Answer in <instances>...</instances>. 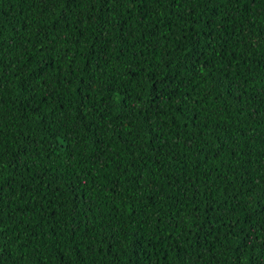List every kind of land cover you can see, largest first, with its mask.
Listing matches in <instances>:
<instances>
[{
  "label": "trees",
  "instance_id": "1",
  "mask_svg": "<svg viewBox=\"0 0 264 264\" xmlns=\"http://www.w3.org/2000/svg\"><path fill=\"white\" fill-rule=\"evenodd\" d=\"M0 264H264V0H0Z\"/></svg>",
  "mask_w": 264,
  "mask_h": 264
}]
</instances>
